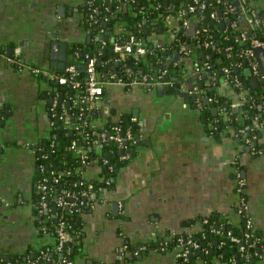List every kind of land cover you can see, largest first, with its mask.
I'll return each mask as SVG.
<instances>
[{
  "label": "crops",
  "instance_id": "0c3cea01",
  "mask_svg": "<svg viewBox=\"0 0 264 264\" xmlns=\"http://www.w3.org/2000/svg\"><path fill=\"white\" fill-rule=\"evenodd\" d=\"M249 1L257 6L264 26V0ZM155 18L151 23L158 31L151 30L154 41L149 46L156 51L165 47L171 54L169 63L179 66L187 78H181L177 91L165 83L108 87L106 98L111 102L99 122L134 115L140 137L131 158L118 166L111 189L92 195L93 203L82 215V236L75 242L78 259L115 264L123 244L140 246L156 237L157 244L132 256L129 264H179L174 249L162 250L158 241L163 244L169 233L196 229L193 218L215 211L239 221L235 162L244 166L249 214L264 231V127L257 138L260 149L254 153L246 151L238 135L226 134L228 128L215 132L212 111L209 114L202 101L184 95L203 80L192 73L196 60L170 49L173 35ZM81 19L80 0H0V261L6 264H29L37 249L53 242L36 222L34 193L37 149L51 132L49 88L54 85L32 67L63 69L52 63L62 59L58 46L52 51L50 30L60 43L88 41ZM194 28L195 23L189 36H194ZM109 32L110 51L118 35ZM18 46L25 61L21 66L7 58ZM258 81L257 87L263 83ZM219 92L222 104H233L239 97L225 82L219 84ZM222 110L219 104L218 113ZM95 162L84 175L97 173ZM115 201L117 209L112 206Z\"/></svg>",
  "mask_w": 264,
  "mask_h": 264
},
{
  "label": "built area",
  "instance_id": "2783aa9c",
  "mask_svg": "<svg viewBox=\"0 0 264 264\" xmlns=\"http://www.w3.org/2000/svg\"><path fill=\"white\" fill-rule=\"evenodd\" d=\"M84 5L87 6L88 12L86 15V19L90 25L94 24L95 21H98V18L95 17V13L98 12V7H95V0H81ZM216 5L215 9L206 13V10L209 7V2L207 0H190L186 2L185 0H181L180 4L177 5L176 0H170L168 3L164 2L165 12H162L160 17H156L155 19L160 22H163V25L167 28L168 31L171 32L173 35L172 44L170 45V49H176L180 55L189 56L196 60V64L192 68V73H195L197 78L203 79V81L207 78L210 80H215L217 74L212 70V62L211 57L209 54L200 53L201 51L197 48L196 40L193 36H189L188 29L191 27V24L195 23L194 28V35L201 31L198 27L199 22H204L208 18H213L218 21H222V23L227 24L229 23L231 27L236 28L238 22L244 21L246 26L240 29L239 33L236 34L235 40L241 46L242 51L240 52L239 56L242 58L244 63L238 62L237 60L233 63V66L237 67L238 70L248 66L252 72V75L257 77L259 80L264 82V73L262 71L260 62L255 54L254 48L257 46H261L264 48V38L257 36V29L263 28V24L259 15L258 10L253 6V3L249 0H240V4H237L238 0H215ZM118 4V11H124L125 9L128 10L130 6L128 0H117ZM186 2V3H185ZM222 2L225 3L223 13V20L219 14V10L216 9L219 4ZM162 4L157 3L155 5L154 10H159ZM154 10L150 11L153 12ZM139 12L144 15L145 8L142 6L139 7ZM230 19L229 22L227 20ZM105 20H108V16L105 17ZM147 20V18H145ZM180 23V27H177V23ZM203 30L208 31L209 27H204ZM105 28H101L99 33L94 35L93 40H101L102 44L97 46L93 51H86L83 52L82 55H85L84 59L78 63L80 60L79 50L72 52L70 54L71 59L67 62V65L62 69L64 72H58L57 70H48L44 69L39 66H33L32 70L36 74L43 73L47 77L48 80H55L58 79L61 83L71 82L72 86L75 88H79L80 92H76V103L79 104V117L78 121H73L71 115L67 111V107L63 99H59L61 102L62 111L59 114V118L64 122L65 126L69 129L73 130H82L86 137L89 139V142H92L95 145V148L99 150V153L102 151L105 145L110 144L111 142L115 143L120 151L119 157L122 160H127L131 158L133 153L134 146L138 142V137L133 134L130 127L123 128L121 124H112L110 127H104L103 123L99 122V117L104 113V106L107 104L105 102L107 89L112 84H123L126 86H146L148 84H160L165 83L163 79L164 75L167 72V69H164L160 74L156 76H149L148 73H144L141 71L135 72L133 68L127 63V57L131 54L140 57L148 54L152 49L156 55H158L159 51H166V62L164 66L167 68L168 63L170 61V55H168V51L165 47H162L161 50H154L146 40H143L141 37H136L135 35H131L127 39L118 40L114 36L112 40L113 51L105 55L103 59L100 58L99 54L104 50V45L107 41L112 38L109 31L104 32ZM109 33V38H102ZM226 38L228 39L229 36L227 35ZM215 38L213 37L212 33H208L205 38L204 44L205 46H209L210 44H214ZM228 56H232V46L228 45L225 47ZM21 47L18 46L7 56L8 60L11 63H16V65H23L25 63L24 58L22 56ZM19 56V57H18ZM71 60V61H70ZM20 63V64H19ZM81 63H84L85 66L83 67L84 70H80ZM99 63L103 65L104 69H99ZM20 65V66H21ZM123 74L119 72L118 67ZM222 70L223 79L229 84H232L234 88L237 90L239 97L233 102L234 105H240L241 107L247 105L249 108H253L257 105V98L258 95L256 92H253L249 85H247L240 76L233 73L232 67L229 65H224L220 68ZM83 73V82L80 80L79 75ZM210 71V74L207 75L205 78L203 77V73H207ZM184 80L186 81V76H183ZM152 79V80H149ZM202 81V80H201ZM78 89V90H79ZM190 93H198L199 99L198 101H202L201 97L204 93H202V89L199 85H194L190 90ZM189 93V94H190ZM212 102L218 101V97H210ZM197 101V102H198ZM52 105L48 106L49 111V119L50 124L52 126L53 121L51 120V114L56 115L57 112L55 111V106L58 103V95L54 96ZM70 105V103H67ZM100 113V116L93 121L92 126H95V129L90 132L85 130V126L88 122L87 116L91 113ZM85 113V117H84ZM132 121H137V117L131 115ZM236 118H241L236 117ZM254 124L259 127H264V121H259L255 119ZM116 121V120H115ZM99 127H102L99 129ZM249 125L240 128L241 132H244L248 129ZM136 130V128H135ZM95 131V138L92 134ZM139 133V130H137ZM255 136V135H254ZM250 138H247L249 141ZM55 139L53 138L50 141V146H54ZM38 150H40L41 154L43 152L44 145L39 144ZM68 148L76 154L80 158L81 165L88 166L90 155L87 152V149L84 145H80L76 138H73L70 142ZM131 149V152H130ZM254 151L257 149H253ZM253 151V152H254ZM45 156V154H44ZM102 160L103 164L109 163V158L105 155H95V161ZM91 164V163H90ZM41 170H44L46 166L44 164H40ZM82 174L84 177L83 170ZM70 170H67L66 173H70ZM51 173H55V171H51ZM236 182H235V192L238 197V202L236 204V210L239 215V221L234 224H237V227H234L231 218L227 215H223L222 220L220 223L214 226H209L210 233L214 235H218L219 238L215 237L219 246H223L226 243L231 245H235L234 249L236 254L226 259H219L217 258H201V262L199 264H209L210 262H216V264H252L251 257L255 255V261L253 264H257V236L254 234V227L255 222L251 215L249 214L248 210V200L247 197L244 195L245 186L247 185V180L241 168L237 167L235 170ZM59 176H54L53 181L58 182ZM48 177L45 175L42 179H38L35 188L39 192V204L40 210H50L49 205V197H51V191L49 190V185L47 184ZM110 181L107 180V184ZM94 187L92 182L88 183V186L82 191V194L85 195V200L80 201V203H86V205L91 206L93 201L92 199L89 200L90 189ZM106 186L101 185L97 191L98 193L105 192ZM62 195H59L56 204L63 206H76L78 201L76 199H69L68 196L71 197V191L68 189H63ZM94 193V192H93ZM92 194V193H91ZM76 197V195H75ZM88 200V201H87ZM86 201V202H85ZM235 221V219H234ZM240 222L241 225H240ZM198 225H204L209 223V218L207 216H203L197 220ZM232 223V224H231ZM46 228V226H44ZM57 239L54 241L55 243V251H63L64 246L66 243L73 239L72 233L69 231L66 221L63 218L57 223ZM169 242H164L163 245L160 246L162 250H165L169 247ZM128 245L127 243L123 244L117 250L118 259L120 262L116 264H129V258H127ZM174 249V254L176 256L177 261L185 262L188 261L190 264H195L192 260V257L198 252V258L201 257L202 254L208 255L213 253L214 245L211 240L206 239H197L196 236L194 237V233L189 234H180L176 240L173 242V245L170 247ZM147 249V245L143 244L140 245L135 251L134 255L137 256L141 253L142 250ZM253 250V251H252ZM254 252V253H253ZM42 257L47 261H51V257L48 255L46 251H42ZM222 257V254H219ZM29 264H41L39 260H33L32 258L29 260ZM54 264H92V261L86 259H72V258H63L62 260H54ZM258 264H264V244L261 245V253L260 259Z\"/></svg>",
  "mask_w": 264,
  "mask_h": 264
},
{
  "label": "trees",
  "instance_id": "16d2710c",
  "mask_svg": "<svg viewBox=\"0 0 264 264\" xmlns=\"http://www.w3.org/2000/svg\"><path fill=\"white\" fill-rule=\"evenodd\" d=\"M130 6L128 7V10L126 11V14H123V12L118 11V2L117 0H95V7H98V12L95 13V17L98 18V21L92 25L88 23L87 20H85L84 28L90 29L92 35H96V33H99L101 28H105L104 32H107L109 30H112L118 35V38L124 40L130 37L131 35H135L136 37L143 38L144 36H147L148 40H146L147 43H150L151 38V30L155 29L153 28L154 25H152V21L155 17H160L162 12H165L164 7V0H128ZM180 4L181 0H176ZM186 2L190 0H185ZM210 4L208 9L206 10V13H209L210 10L215 9L216 1L215 0H207ZM227 1V0H226ZM185 2V3H186ZM157 3H161L162 6L159 10H154L155 5ZM142 6L145 8V14L142 15L139 12V7L142 8ZM225 3L222 2L217 6L216 9H221V11H224ZM154 10L153 12H150ZM259 12V10H258ZM260 13V12H259ZM108 16V20H105V17ZM221 19L223 20V13H221ZM145 18L147 20L145 21ZM163 23V22H162ZM222 21L215 20L213 18H208L204 22H199V28L201 29L200 32H198L193 37L195 38V42L197 45V48L201 51L200 53L209 54L211 57L212 62V70L216 74H218L219 69L224 65H229L232 67L233 73L240 76L242 79H244L245 83H248L247 85L250 86L251 90L253 92H256L258 95L257 98V105L253 108H249L247 105L244 106L243 110L239 113L233 114L230 120H227L226 117H222L221 115L213 116V119H215L216 124H214V130L219 131L221 129L229 128L228 125L232 124L234 128L228 129L234 130L235 134L242 137V143L245 147L250 145L252 148L250 150H246L249 153H254L253 149H260L259 143L257 142L258 135L261 132V127L256 126L254 124L255 119H258L259 121H264V113L263 109L260 110V103L264 99V82L261 83L258 87L253 88L249 82V77L246 76L243 72L245 69L244 66L240 70H235V66H233V63L237 60L238 62L244 63L242 58L239 56L240 52L242 51V48L244 46H241L238 44V42L235 40V36L237 33H239L240 29L244 28L246 26V23L244 21L238 22V25L236 28H233L230 26L229 23L222 25ZM177 27H180V23L178 22ZM204 27H209L208 31L203 30ZM158 31V28L155 29ZM208 33H212L213 37L215 38L214 44H210L209 46H205L204 41ZM229 36L227 39L226 36ZM257 36L264 38V27L257 29ZM150 40V41H149ZM109 41V40H108ZM104 45V49L106 51H102L99 56L101 59L105 57L106 54L111 53L109 51V42ZM102 44L101 40H88V41H76L73 43V47L70 50V54L72 52H75L76 50H79L80 55V63L85 55H82V53L86 51H93L97 46H100ZM231 45L232 46V56H228L227 52L225 50V47ZM23 56V54H22ZM166 51H159L158 55L154 53V51L151 49L148 54L145 55V57L140 56L137 57L133 54L129 55L127 57V63L135 70V72L141 71L144 73H148L150 76H156L160 74L164 69H167L166 74L164 75L163 79L165 80V84H167V87L171 91H177L179 87V82L181 78H183L184 75H182L181 71L179 70V66L173 65V63H169L168 67L166 68L164 66L166 62ZM19 57V56H18ZM71 59V57H70ZM72 60V59H71ZM70 60V61H71ZM16 64V63H15ZM20 64V63H19ZM82 64V63H81ZM21 65V64H20ZM99 69H104L103 65L99 63ZM83 70L82 65L80 66V70ZM119 72L121 74L122 71L120 69V66L118 67ZM59 73L64 72L62 69L57 70ZM42 77H45V74L40 73L38 74ZM80 80L83 82V73L81 71L79 75ZM152 80V79H149ZM177 86V89L175 87ZM50 93L52 95L56 96L58 95V103L55 106V111L57 112L56 115L51 114V120L53 121V124L51 126V132L47 138H45L44 141L41 142V144L44 145L42 154H38L37 162L38 164H44L46 168L44 170H41L39 178L42 179L43 176L48 177L47 184L49 185V190L51 191V197H49V205L50 210H40V204H39V192L35 188V195H36V203H35V215H36V222L39 225V227H42L41 232H48L53 239V242L50 241L49 243L42 245L39 249L36 250L35 254L31 256L33 260H39L41 264H54V260H62L63 258H72V259H78L74 256L75 250H76V239L80 236H82V215L84 212H86L90 206L86 205V203H80V201L85 200V195L82 194V191L88 186L89 182H92L94 187L90 189V195L89 200L92 199L93 192L96 193L97 189L104 185L106 186L107 190H110L111 187L114 185V177L116 175L118 166L121 164L122 159H120V148L117 147V145L113 142H111L108 145H105L102 151L99 153L98 148H95V145L92 142H89V139L86 137V134L82 130H73L69 129L65 126L64 122L59 118V114L62 111L61 108V102L59 99L62 98L63 102H65V105L67 107V111L69 113V116L71 115V118L73 121H78L80 119L79 113V104L76 103V92L79 91L77 88L72 86V83L69 81L67 83H61L59 82L57 85L52 86ZM256 89V90H255ZM223 100L221 97H219V103H221ZM70 103L68 105L67 103ZM53 102H49V105H52ZM206 112H209L211 109L205 108ZM232 109V108H231ZM238 115L241 116V118H236ZM100 116L99 111L96 113H91L89 116H87V124L85 126V130L87 132L92 133V131L95 129V126H92L93 121L95 122V119ZM131 114H123L120 116V119L116 121H107L103 123L104 127H110L112 124H121L123 128L130 127L133 134L135 135L136 131L139 128L137 121L131 120ZM85 117V113H84ZM214 121V122H215ZM246 125H249L248 129L244 132L240 131V128L245 127ZM102 127H99L101 129ZM136 128V130H135ZM231 132V131H229ZM232 133V132H231ZM255 135V136H254ZM92 136L95 138V131L92 134ZM55 139L54 146H50V141L52 139ZM73 138H76L78 140V143L80 145H84L87 149V152L90 155L89 159V165L83 166L81 165L80 158L74 154L68 146L70 145V142ZM247 138H250L249 141H247ZM137 144H135L136 146ZM134 146V148H135ZM134 150V149H132ZM131 152V149H130ZM45 154V156H44ZM105 155L109 158L108 164H103L102 160H99L95 162V164H98V171L97 173L92 176L88 177L86 175L82 174L85 172V170L92 165V163L95 160V155ZM91 163V164H90ZM236 168L239 167L242 170L244 169V166L240 162H235ZM67 170H70L71 172L68 174L66 173ZM51 171H55V173H51ZM59 176V181L54 182L53 177ZM107 180L110 181L109 184H107ZM63 189H68L71 191V197L69 199L73 200L76 199L78 201V204L76 206L68 207V206H61L56 204V200L59 195H62ZM92 193V194H91ZM104 193V192H103ZM98 193V196L103 194ZM244 195L247 197L248 200V194L246 191L243 192ZM64 195V194H63ZM76 195V197H75ZM88 201V200H87ZM86 202V201H85ZM237 211V210H236ZM209 218V223L204 225L196 226V229H192L185 232H174L169 233L167 235L166 239H163L164 241L169 242V247L173 245V242L176 240V238L180 234H189L194 233V237L196 236L197 239H206L211 240L214 245V252L210 253L208 255L202 254L200 258H198V252L192 257V260L195 264H199L201 262V258H217L219 259H226L229 260V258H232L234 254H236V251L234 249L235 245H231L229 243L224 244L223 246H219L217 240H215V237L219 238L218 235H214L210 233L209 226L210 225H217L220 223V220H222L223 215L219 214V212L215 211L211 214L206 215ZM229 218H231L232 223L234 224V218L230 215ZM203 217V216H201ZM201 217L193 218L194 222H197V220ZM60 218H63L66 221L67 227L69 231L72 233L73 239L65 244L63 251H55V243L54 241L57 239V223L60 220ZM231 223V224H232ZM242 222H240L241 225ZM46 226V228H44ZM234 227H237V224L233 225ZM254 234L257 236V264L260 259V253H261V245L264 244V231L255 225L254 227ZM159 247L163 245L161 241H158ZM161 243V244H160ZM157 244V238L154 237L151 240L147 241L145 245H147V249L149 247L155 246ZM74 245V246H73ZM127 258L130 259V256L128 255V252H132L133 256L134 251L139 247L136 245H132L127 243ZM75 247V248H74ZM146 250V249H145ZM42 251H46L48 255L52 258L51 261H47L42 257ZM253 251V250H252ZM142 252V251H141ZM222 254V257H220L219 254ZM254 253V252H253ZM62 254V255H61ZM198 254V255H197ZM255 255L251 257V263L255 261ZM88 260V259H86ZM120 262V259H117L115 264ZM179 264H190V262H180ZM216 262H210L209 264H216ZM0 264H6L5 260L0 261ZM92 264H98L96 262L92 261Z\"/></svg>",
  "mask_w": 264,
  "mask_h": 264
},
{
  "label": "water",
  "instance_id": "95a60500",
  "mask_svg": "<svg viewBox=\"0 0 264 264\" xmlns=\"http://www.w3.org/2000/svg\"><path fill=\"white\" fill-rule=\"evenodd\" d=\"M237 4L238 5H241L240 4V0L237 1ZM221 13H222V11L219 10V14L220 15H221ZM229 21H230V19L227 20V22H229ZM157 23H158V21L155 22V24H157ZM55 24L57 25L58 23H55ZM222 25H225V24L223 23ZM109 33H107L105 36H102V38L108 39L109 38ZM50 34L52 36L51 37L52 38V51H54L57 48V46H58V48L61 51V59H62L61 62H55V61H53L52 63H53L54 66H59L61 68H64L67 65L66 60H67V57H68L69 43H68L67 40H65L63 42L61 41V43H60V41H58L56 39L57 35L55 34L54 31H52V29L50 30ZM143 40H148L147 36H144L143 37ZM150 40H152V42L154 41L152 37L150 38ZM113 49H114L113 46H111L110 51H113ZM254 51H255V54H256L259 62H260L261 68L264 71V48L261 47V46H257V47L254 48ZM178 55L179 54H177V56ZM81 65H82V67L85 66L84 63H82ZM83 70H84V68H83ZM235 70H238V68L235 67ZM221 73H222V70H221ZM244 73H245V75L250 76V79H249L250 84L253 87H257V84L259 83V81H258L259 79L257 77H255V76H252V72H251V70H250L249 67L245 68ZM209 74H210V71L207 72V73L204 72L203 73V77L205 78ZM194 76H196V74ZM194 76H190V80L193 79ZM45 79L47 80V77H45ZM49 82L52 85H57L59 83V80L58 79H55V80H52V81H49ZM224 82L227 83V84H229V82H226L223 78L215 79L214 80V86H213V85H211V80L206 78L205 81H200L199 82V87L200 88L201 87L203 88L204 85L206 86V88H204V89L201 88L202 89L201 92L204 93V96L201 98V100H203V105H209V104H212L213 103V106H211V108H210L211 111H212L213 116H216V115L219 114L222 117L224 116V117L227 118V120H229V116H231V114L232 115L234 114V111L233 112H230L228 110L229 104L228 105H226L224 103L223 104H220V106L223 108V110H222L221 113L220 112L218 113V106H217L216 103L219 100L218 101H214V102H212L210 100V97H214V96L218 97V99H219V97H220L219 84L220 83H224ZM175 88L177 89V86ZM184 95H190V98L193 99L195 102H197L198 99H199V95L196 92L195 93L188 94V92L186 91V92H184ZM105 102L106 103H110L111 102V98L107 97L105 99ZM259 107H260V110H261V109H263L264 105L262 103H260ZM0 114H2L1 111H0ZM231 125L232 124H229L228 125V127H229L228 129H232L231 128ZM229 131H231L233 134H235V131L234 130H229ZM229 131H226V134H229ZM136 137L139 138L140 137V134L139 133H136ZM237 139L241 141L242 140V137L239 136V137H237ZM252 147H253V145H252ZM252 147L250 145H248L247 147H245V149L249 151L250 148H252ZM122 152H123V150L120 151V153H122ZM244 175H245V173H244ZM92 195L95 196V197L97 196L96 193H93ZM118 205L119 204H118L117 201L113 202V204H112V206H113L114 209L115 208L117 209L118 208ZM128 255L130 256V258H132L133 253L132 252H128Z\"/></svg>",
  "mask_w": 264,
  "mask_h": 264
},
{
  "label": "flooded vegetation",
  "instance_id": "af4514ba",
  "mask_svg": "<svg viewBox=\"0 0 264 264\" xmlns=\"http://www.w3.org/2000/svg\"><path fill=\"white\" fill-rule=\"evenodd\" d=\"M80 2H81V11H82V21H81V24H82V26L84 27V24H85V19H86V15H87V12H88V8H87V6L86 5H84L83 3H82V1L80 0ZM253 6L256 8V10H257V6L255 5V4H253ZM85 31L87 32V34L89 35V39L90 40H93L94 39V36L92 35V33H91V30L90 29H86L85 28ZM73 43L74 42H72V43H69V49H68V57H67V62L69 61V59H70V50H71V48L73 47ZM248 66H246L245 68H247ZM253 76V75H252ZM249 78H250V76H248ZM219 78H223V76H222V73H221V69H219V72H218V74H217V77L215 78V79H219ZM245 80H246V78H244ZM203 81V80H202ZM205 81V80H204ZM246 84H248V83H246ZM211 85H213L214 86V80H211ZM230 85V87H233L234 88V86L232 85V84H229ZM53 87L51 86L49 89H52ZM202 88V87H201ZM204 88H206V86L204 85L203 86V88L202 89H204ZM50 93V92H49ZM51 94V96H50V102L51 101H53V99H54V95H52V93H50ZM204 96V94L202 95V97ZM201 97V98H202ZM202 103H203V100H202ZM213 104V103H212ZM217 104V106L219 105V104H222V102L221 103H216ZM229 103H227V105H228ZM204 107L205 108H208L207 107V105H204ZM232 108V109H231ZM243 108H244V106L243 107H241L240 105H234V104H232V103H230L229 104V107H228V110L230 111V112H235V113H239L240 111H242L243 110ZM210 109V108H209ZM233 115L231 114V116H229V120L231 119V117H232ZM237 117H240V115H238ZM214 121H215V119H214ZM214 124H216V121L214 122ZM214 126L215 125H213V128H214ZM231 128H234V126L233 125H231ZM136 133H138V131H136ZM138 141H139V139H138ZM39 149V148H38ZM37 149V154H41V152H40V150H38ZM37 157H38V155H37ZM37 169H38V177H37V181H38V178H39V175H40V172H41V168H40V165L37 163ZM243 171V170H242ZM234 190H235V185H234ZM34 197H35V200H36V195H35V193H34Z\"/></svg>",
  "mask_w": 264,
  "mask_h": 264
}]
</instances>
